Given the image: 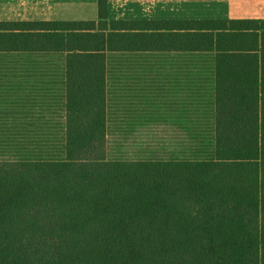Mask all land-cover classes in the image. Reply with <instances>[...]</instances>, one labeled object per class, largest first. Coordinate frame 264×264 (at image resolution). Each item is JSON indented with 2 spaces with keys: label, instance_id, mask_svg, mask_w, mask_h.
Instances as JSON below:
<instances>
[{
  "label": "trees",
  "instance_id": "1",
  "mask_svg": "<svg viewBox=\"0 0 264 264\" xmlns=\"http://www.w3.org/2000/svg\"><path fill=\"white\" fill-rule=\"evenodd\" d=\"M35 71L0 264H264V19L0 21L4 89Z\"/></svg>",
  "mask_w": 264,
  "mask_h": 264
},
{
  "label": "crops",
  "instance_id": "2",
  "mask_svg": "<svg viewBox=\"0 0 264 264\" xmlns=\"http://www.w3.org/2000/svg\"><path fill=\"white\" fill-rule=\"evenodd\" d=\"M98 18L99 0H0V21H70ZM108 18L264 19V0H108Z\"/></svg>",
  "mask_w": 264,
  "mask_h": 264
},
{
  "label": "rangeland",
  "instance_id": "3",
  "mask_svg": "<svg viewBox=\"0 0 264 264\" xmlns=\"http://www.w3.org/2000/svg\"><path fill=\"white\" fill-rule=\"evenodd\" d=\"M84 11H86V14L89 15L86 9ZM54 54V58H56L55 60L45 56L40 57V55L33 56H35L38 61L37 66H43L44 63L48 62L59 64L57 55H60L61 53ZM7 59L10 60L11 58L8 56ZM45 68L50 75L61 72V69L57 67L45 66ZM47 72L35 71L32 74L29 79V84L38 83L39 85L35 89L28 87L26 84L20 85L19 83H14L11 85L10 90L4 89V87L7 86L6 83L9 82L10 79L7 80L3 75L0 77V80L2 81L0 83H3L2 87H0L3 88V92L1 94V103H5L10 100H17L21 104L28 103L24 109L15 107L8 110L6 114L0 116V159H4L6 161H15L14 159L19 147V138L28 137L31 133V130H33L41 107L46 101L44 92L45 82L47 81L48 77ZM59 84L63 85L62 82ZM46 113H48V110L43 109L41 114Z\"/></svg>",
  "mask_w": 264,
  "mask_h": 264
}]
</instances>
